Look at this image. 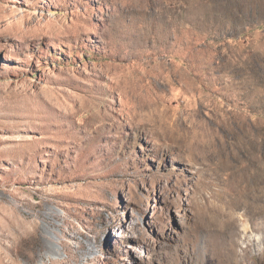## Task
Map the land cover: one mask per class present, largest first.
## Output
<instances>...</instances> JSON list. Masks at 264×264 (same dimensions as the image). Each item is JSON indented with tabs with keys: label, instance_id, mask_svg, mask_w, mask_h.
I'll use <instances>...</instances> for the list:
<instances>
[{
	"label": "rangeland",
	"instance_id": "374dc122",
	"mask_svg": "<svg viewBox=\"0 0 264 264\" xmlns=\"http://www.w3.org/2000/svg\"><path fill=\"white\" fill-rule=\"evenodd\" d=\"M0 264H264V0H0Z\"/></svg>",
	"mask_w": 264,
	"mask_h": 264
},
{
	"label": "bare ground",
	"instance_id": "6f19581e",
	"mask_svg": "<svg viewBox=\"0 0 264 264\" xmlns=\"http://www.w3.org/2000/svg\"><path fill=\"white\" fill-rule=\"evenodd\" d=\"M256 141V140H255ZM256 143V142H255ZM258 143V142H257ZM257 146H258V144H257ZM259 147V146H258Z\"/></svg>",
	"mask_w": 264,
	"mask_h": 264
}]
</instances>
